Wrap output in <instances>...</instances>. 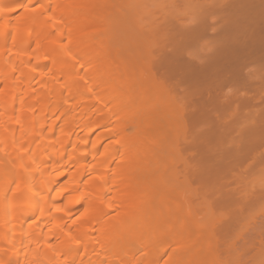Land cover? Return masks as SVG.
<instances>
[{"label":"bare ground","instance_id":"bare-ground-1","mask_svg":"<svg viewBox=\"0 0 264 264\" xmlns=\"http://www.w3.org/2000/svg\"><path fill=\"white\" fill-rule=\"evenodd\" d=\"M138 1L128 70L108 0H0V264H264V0ZM166 153L186 240L138 190Z\"/></svg>","mask_w":264,"mask_h":264},{"label":"rangeland","instance_id":"rangeland-1","mask_svg":"<svg viewBox=\"0 0 264 264\" xmlns=\"http://www.w3.org/2000/svg\"><path fill=\"white\" fill-rule=\"evenodd\" d=\"M122 1H123V3H122ZM108 0V3H109V5H110V7H111V11H112V13L110 14V17L109 18H111L109 21H110V25H109V27H107V26H105V27H107L108 28V30H109V35H110V40H109V43H108V49H107V55H108V59H109V57L110 58H113L114 60H116L117 61V63H119L118 61L120 60H126V63L128 64V68H130V69H128V70H131L133 67L135 68L136 67V65H138V66H142L143 65V62L145 61V54H144V49H143V46H142V44H143V42L145 43V41H147L146 39H148V40H150L151 38H150V35H149V30H148V32H147V30H146V26L148 25V23H147V21H149V20H151V19H147L146 17H145V15L144 16H141V17H139L138 19V21L140 22V23H134L133 22V20H135V19H131L130 18V16H133L132 14H130L129 15V10L130 9H128L129 8V6H128V4L127 3H130L129 2V0H126V2H125V0ZM138 1V0H137ZM156 1V2H155ZM140 0V4H141V7L142 8H144L145 10L146 9H148V11H150V10H152L153 12L154 11H161L162 13L165 11V10H167V8H169L170 6H173V9L175 8V5H177V3L176 4H173V1L172 0ZM172 1V2H171ZM175 1V0H174ZM191 1H193V2H191ZM194 1H196V3L194 2ZM201 2V3H203V1L205 2V0H187V1H182V0H176L175 2H178V4H179V6H181V8L184 6V7H186V5H187V7L186 8H184L185 9V11H186V9H187V13L189 12V13H191V10H190V8L188 9V6L189 7H195V6H190L192 3H194L195 5L196 4H198L197 2ZM121 2V3H120ZM125 2V3H124ZM139 2V1H138ZM174 2V3H175ZM182 2H183V4H182ZM187 3V4H186ZM139 4V3H138ZM172 4V5H171ZM185 4V5H184ZM131 5V4H130ZM132 6V5H131ZM140 6V5H139ZM166 8L165 10H161V8ZM177 7H178V5H177ZM142 8H140V9H142ZM170 9H171V7H170ZM176 9V8H175ZM183 9V10H184ZM132 10V9H131ZM169 10V9H168ZM179 10V7H178V9H177V11ZM182 10V9H181ZM182 10V11H183ZM152 11L150 12V13H152ZM175 10H173V13H176L177 11H175ZM131 12V11H130ZM141 12H142V10H141ZM165 12H167V11H165ZM170 12V11H169ZM144 13H147V12H145L144 11ZM149 13V12H148ZM147 13V14H148ZM149 13V14H150ZM156 13H159V12H156ZM168 13V12H167ZM154 14V13H153ZM164 14V13H163ZM122 15V16H121ZM151 15V14H150ZM161 15V14H160ZM154 16V15H153ZM156 16V15H155ZM158 17H159V14H158ZM157 17V18H158ZM153 19V18H152ZM155 19V18H154ZM151 22V21H150ZM149 22V23H150ZM109 24V23H108ZM147 24V25H146ZM151 24V23H150ZM139 25H142L141 26V30L139 31V29H138V26ZM152 26L154 25V24H151ZM144 26V27H143ZM100 27V26H99ZM148 29V28H147ZM152 40V39H151ZM146 44V43H145ZM106 55V56H107ZM117 58H119V60H117ZM110 60V59H109ZM112 60V59H111ZM113 60V61H114ZM125 63V62H124ZM120 64H121V62H120ZM126 66V65H125ZM100 74H105V70H102V71H100ZM141 79H142V77H141ZM140 81H141V83H140ZM144 82V80H140V78L139 79H136L134 82H136V84L138 85V86H143V85H145L143 82ZM141 85H140V84ZM143 83V84H142ZM137 85H136V87H137ZM146 86H148V85H146ZM145 86V87H146ZM156 89V88H155ZM155 91V90H154ZM156 91H159V89L157 88L156 89ZM153 93V92H152ZM152 95V96H151ZM150 96L151 97H153L154 96V94H151L150 93ZM150 107V106H149ZM152 107V106H151ZM151 108H149V109H147L148 111L150 110ZM152 110V112H153V110H154V107H153V109H151ZM150 110V111H151ZM147 111V112H148ZM143 112H144V110H143ZM142 112V113H143ZM16 113H18V111L16 112ZM145 113V112H144ZM151 113V112H150ZM147 114V113H146ZM143 116H144V114H142ZM142 116V117H143ZM170 132V131H169ZM173 137H174V134L171 132V133H169L168 135H167V137H166V142L167 143H165L166 144V146H167V144H168V146H169V143L172 141V139H173ZM164 140V141H165ZM164 144V143H163ZM171 146V145H170ZM162 149H163V147H162ZM164 150H167V149H164ZM170 149H168V151H169ZM172 152V151H171ZM167 154V153H166ZM174 154V153H173ZM173 154L172 153H169V154H167L166 155V157L165 158H162L160 161L158 160L155 164H153V165H150L148 168H149V170L147 171L148 172V175H147V177L146 176H144V177H146L145 179H143V183L141 184V181L139 182L141 185H139L140 186V189H138V190H140V194H142L143 196L141 197V199H143V201H145L147 204H154L153 206H155V203L156 204H159L160 202H164V201H167L168 202V205H169V207L171 208V211L172 212H170L171 213V216L170 217H168L169 215H166V213L167 212H163L160 216H159V227H157V229H158V232H159V229H161L160 231L161 232H165V229L167 228V226H166V223L167 222H170L171 221V224H173V227L174 228H176L177 230H178V232H179V234H180V237H181V239H184V240H186L187 238L189 239V237L190 238H192V236H193V232H194V230H196L195 229V227L193 226V225H191V224H189V223H187V219H188V217L189 216H187L188 215V212H186L187 213V215L185 214V212H184V210L181 208V202L180 201H183L182 199H181V197H180V199L178 198V196H177V193H178V195H182L181 194V192H180V194H179V192H177V191H180V190H177V189H175V188H177V185H172L173 183H174V181H171V177L169 176V175H171V173H170V171H171V169H172V166H173V164H174V159L172 158L173 157ZM165 156V155H164ZM119 161V160H118ZM144 161V160H143ZM147 161V160H146ZM149 161V160H148ZM144 163V162H143ZM149 163V162H148ZM145 165V164H144ZM174 165H176V163L174 164ZM147 174V173H146ZM143 177V178H144ZM141 178V177H140ZM173 180V179H172ZM148 183H147V182ZM176 183H177V181H176ZM176 183H174V184H176ZM155 185V187H153L154 188V190H152L151 188V191H145V188L147 187V185ZM149 185V186H150ZM148 186V187H149ZM139 188V187H138ZM174 188V189H173ZM147 189V188H146ZM170 189H173V190H171V192L172 193H170L169 192V190ZM178 189H180V188H178ZM148 190V189H147ZM174 191H176V192H174ZM170 194V195H169ZM162 200H164V201H162ZM187 211V210H186ZM169 213V214H170ZM105 217H107V216H105ZM128 218L129 217H126L122 222H124V223H128L129 221H130V219L128 220ZM128 220V221H127ZM170 220V221H169ZM185 223H187L186 225H185ZM122 224V223H121ZM157 226H158V224H157ZM175 229V230H176ZM167 230V229H166ZM133 232V231H132ZM132 234V233H131ZM163 234V233H162ZM165 234H167V232L165 233ZM190 234H192V235H190ZM135 235H136V233H135ZM138 235V234H137ZM190 235V236H189ZM132 236L133 237H137V236H134V234H132ZM167 236L168 235H166V236H164V235H162V240H163V242L164 243H162L161 241H159V243H162V245H164L165 244V246L166 247H168V249L166 248V252H165V254L166 255H163V257H162V261L161 260H158L159 261V263L160 264H162V262L165 260V259H167V258H169L168 256H170V254H172V252H173V254L176 252V249L174 248V250L171 248V246L170 245H168L167 243H168V241H169V237L167 238ZM134 239V238H133ZM129 242V241H128ZM127 242V243H128ZM126 243V242H125ZM124 243V244H125ZM129 245V248H131L130 247V245H132L133 246V244H131V243H128L127 244V246ZM159 245V244H158ZM161 244H160V246H162ZM126 246V245H125ZM126 248V247H125ZM128 248V249H129ZM201 248V249H200ZM199 249H200V251L201 252H204L205 251V247L202 245L201 247H200ZM247 250H249L250 252L249 253H251V254H253L252 252H251V250L250 249H247ZM192 251L193 252H195V251H199L198 249H193L192 248ZM192 252V253H193ZM247 251H245V253H246ZM249 253L247 252L246 253V256L248 255L249 256ZM250 254V255H251ZM251 256H253V255H251ZM160 257V256H159ZM155 258V257H154ZM157 258V257H156ZM250 258V259H249ZM248 258V260H250V261H252V260H254L255 259V257H253L252 258V260H251V257H249ZM157 260H155V262H156ZM166 261H168V260H165V264H166ZM249 261V262H250ZM251 263V262H250ZM18 264H28V261L27 262H19ZM156 264H158V263H156Z\"/></svg>","mask_w":264,"mask_h":264}]
</instances>
